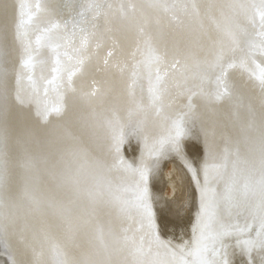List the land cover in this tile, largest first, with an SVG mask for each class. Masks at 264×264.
<instances>
[{"label": "bare ground", "instance_id": "obj_1", "mask_svg": "<svg viewBox=\"0 0 264 264\" xmlns=\"http://www.w3.org/2000/svg\"><path fill=\"white\" fill-rule=\"evenodd\" d=\"M0 254L264 264V0H0Z\"/></svg>", "mask_w": 264, "mask_h": 264}, {"label": "rangeland", "instance_id": "obj_2", "mask_svg": "<svg viewBox=\"0 0 264 264\" xmlns=\"http://www.w3.org/2000/svg\"><path fill=\"white\" fill-rule=\"evenodd\" d=\"M175 167L174 165L170 162L166 165V167L163 170V181H164V187H163V196L166 199H174L176 198L177 194H178V189L176 186V180L174 179L175 177ZM175 181V182H174ZM176 186V187H175ZM174 197V198H173ZM16 230V229H15ZM1 255V254H0ZM0 264H5L2 261V258L0 256Z\"/></svg>", "mask_w": 264, "mask_h": 264}]
</instances>
